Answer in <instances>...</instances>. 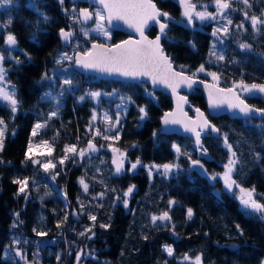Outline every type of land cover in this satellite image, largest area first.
<instances>
[{
  "label": "trees",
  "instance_id": "16d2710c",
  "mask_svg": "<svg viewBox=\"0 0 264 264\" xmlns=\"http://www.w3.org/2000/svg\"><path fill=\"white\" fill-rule=\"evenodd\" d=\"M155 1L172 17L182 18L181 8L175 2ZM192 1L208 4L214 0ZM249 2L251 7L242 0H234L231 12L227 13L233 23L228 35L220 33L219 38L213 35L215 21H206L201 28L169 23L171 40L163 38L162 45L175 67L192 76L203 64L205 71L195 77L211 80L209 73L214 72L223 87L241 80L247 84H264V26L253 31L244 16L245 10L249 15L261 16L264 0ZM35 4L39 12L28 0H13L0 9V25H6L0 27V49L6 44L4 37L13 33L19 49L14 57L21 61L19 64L13 59L4 62L7 78L16 88L21 105L13 118L7 104L0 102V118L7 125L3 151H0V264H24L18 257H5V251H13L14 247L27 254L29 264H76L80 250L90 252V256L81 259V264H195L193 260L197 256L202 257L203 264H260L264 260V221L256 215H247L238 201L223 190L222 183L213 184L208 176L222 171L229 157L221 135L226 133L240 161L239 174L234 173L233 178L244 188L255 186L257 194L264 193V119L208 115L220 134L210 132L202 138L211 155V159L206 160L187 136L161 132L160 119L172 108L168 95L156 91L155 97H148L136 83L100 78L98 83H86L88 87L83 88L81 76L74 71L71 75L76 89L60 97L59 114L49 119L53 104L41 100L48 84L40 78L45 71L50 75L54 69V58L63 46L60 29H68V22L66 11L57 0H37ZM39 13L46 14L49 21L44 23ZM9 19L11 24H7ZM241 22L243 28L238 29L236 25ZM224 25L220 23L219 28ZM157 33L151 28L148 35L155 37ZM119 36V40L124 38L122 33L116 37ZM243 42L251 44L252 50L241 49L239 45ZM212 51L222 54L224 59L210 56ZM25 54H29L31 60ZM180 66H184L183 69ZM88 78L93 80L95 76L90 74ZM89 86L105 92L118 89L123 96L131 98L121 121L119 138L111 140V146L108 140L95 138L91 134L92 127L91 133L88 130L92 125L93 103L77 101ZM241 95L248 103L264 109L261 94ZM188 98L192 105L206 111V100L200 90L189 93ZM139 107H145L148 112L144 121L140 120ZM45 120L47 126L37 135L51 150L46 161L51 160L56 165L49 172L31 159L26 160L33 128L37 122ZM89 141L100 146L101 152L82 160L70 158L69 154V159L62 165L59 163L66 145L82 148ZM173 145H179L181 153L188 155H178ZM107 147L125 152L130 161L176 162L182 170L168 179L155 176L152 181L143 170L135 174L125 170L119 176H107L112 166V152ZM189 156L204 164L207 175L190 167ZM53 175L55 180L51 179ZM24 178H29L27 198L24 193L17 195L19 185L14 183ZM81 178L89 186L87 192L83 190ZM33 180L48 183L52 195L41 199L42 187L35 190ZM131 184L137 186V191L125 208L118 198ZM99 193L104 195L99 197ZM189 208L193 210L191 219L187 216ZM163 212H168L171 220L166 223L158 220L153 224L152 215ZM89 215L95 216V221L90 220ZM13 222L17 227H12ZM237 224L243 229V235L236 228ZM34 228L46 235H37ZM88 229L90 231H86ZM82 232L85 234L81 235ZM14 239H19L20 244L13 245ZM164 245L173 248L172 256L164 251ZM185 256L190 259H184Z\"/></svg>",
  "mask_w": 264,
  "mask_h": 264
},
{
  "label": "snow or ice",
  "instance_id": "6c2138e0",
  "mask_svg": "<svg viewBox=\"0 0 264 264\" xmlns=\"http://www.w3.org/2000/svg\"><path fill=\"white\" fill-rule=\"evenodd\" d=\"M101 8L96 9L95 11H90L88 8L79 9L78 15L73 16V20L79 21L81 24H84L88 21L93 20L95 17V27L90 30L81 29L85 36L89 35V31H95L103 36L109 37L111 36L110 30L106 27V24L111 25L113 20H122L129 27L133 28L137 33H139V39H130L126 41H122L118 44L113 45L112 47H106L104 45L93 43L89 50H86L83 53H78L75 55H69V53L64 52L61 53L60 56L56 59L55 63L57 65H62L65 61H74V63L84 69H95L101 72L107 73H115L124 77L131 78H139V77H150L152 84H163L167 88L171 89L172 93L177 96V108L173 112L164 113L162 120L165 126L168 125H182L183 130L185 132L191 133L194 135V143L197 145L198 149L201 152V155H206L208 153V149L204 147L201 139L202 133H206V131H210L213 133L220 134V129L217 128L214 124H212L208 118L202 113L199 109H196L197 119L191 120L187 117V114L183 111L182 103H187V98L179 96L177 90L181 85H184L188 88H191L194 83H196L195 77L197 73L204 72V65H200L196 72L192 73V76L185 75L183 71L177 72L173 68V63L171 58L165 54L164 48L161 44L162 37L164 39L171 40L168 36V32L171 30L169 28L170 22L179 23V21H174V18L167 11H163L160 9L153 0H97ZM180 4L183 7L182 16L186 18L188 24H191L193 21V16L199 18V20H210L215 19L216 15H220L224 19H226V24L221 27L214 29L213 35L217 36L220 33H223L225 36L229 33V26L232 25V20L228 19L225 13L232 8V4L234 0H214L216 6V13H211L207 11H196V5L192 3V0H179ZM13 3V0H0V6H6ZM60 4L64 3V0H59ZM242 3L248 7H251L249 0H242ZM31 7L36 8V4L33 3L30 5ZM39 12V9L36 8ZM73 13H76V9H72ZM41 19L44 23L49 21V17L44 13H39ZM244 16L247 20L250 21L251 28L253 31H259L262 26H264V12L261 13V16L249 15L248 11H244ZM163 18V19H162ZM12 20L9 19L7 24H11ZM150 24H155L158 26L159 32L155 36L154 39H150L145 35V29L150 26ZM0 27H6V25H0ZM39 27V22H37V28ZM238 29L243 28V22L241 24L236 25ZM246 30V29H245ZM35 35V34H34ZM61 38L68 42L73 37V31L64 29H60ZM6 45L10 48H15L17 46L18 41L16 36L9 32L6 36L5 40ZM192 47L195 48V44H192ZM215 47V45H213ZM239 47L243 50H252V45L243 42L240 43ZM28 60H31V56L29 54H25ZM210 56H215L217 60H223L224 56L217 55L215 51L210 52ZM6 57L3 52H0V100L6 102L7 106L11 109V112L14 114L19 110L21 105V101L17 98L15 88L12 87L9 90L6 85L9 83L6 77V69L3 66ZM15 59L17 64L21 63L18 58ZM183 69L184 66H180ZM63 71V70H62ZM212 76L213 81L216 83L207 85L208 87V99L209 105L212 108H220L222 106H227L228 109L236 110L238 113L242 114L245 118L251 117L253 113H259L264 116V109L257 108L253 105L248 104L245 99L241 98L240 94L236 91L237 88L240 89L241 92L248 93L250 96H254L256 94H264V84H247L243 80L240 82H233V87L229 89H221L217 86L219 77L216 73H209ZM57 78V73L54 71L50 76L47 71H45L41 76V81H49L51 84L55 83ZM65 86H68L65 88ZM61 91L57 95H53V92L49 90L45 92L41 96V100L51 99L54 100L57 104H59V98L64 95L65 91L71 90L73 87L72 79L65 78L62 80V83L59 85ZM116 90H113V93H101L100 91H89L85 93V96H90L94 99H98L102 94L103 95H113ZM149 95H153L149 93ZM85 96L79 97L82 101L85 99ZM121 100L124 101L125 98L121 97ZM128 101L131 100L130 97L127 98ZM139 111L141 113L140 119L143 120L148 116V112L145 107H139ZM58 109L56 111H50L48 118L57 116ZM93 121L96 119L95 114L92 117ZM105 122H108L110 127L115 128L120 123L119 114L116 115L115 121L105 113L104 115ZM47 126V120L43 123L37 122L33 128L32 135L35 136L37 134V130ZM7 125L5 121L0 118V151H3L4 147V138L6 133ZM91 131V126L89 127ZM95 135L102 136L103 134L99 129L95 130ZM156 135V132H153V136ZM223 136L224 146L229 150V158L226 164H224L225 171L222 174L209 175V179L215 181L218 176H222L223 183L225 186V190L229 193L235 195L234 189L238 190L240 195L237 197L242 209L249 216L256 215L261 221H264V193L257 194L255 186L251 188H244L241 184L233 178V174L237 175V165L240 163L239 157L237 153L233 150L232 144L228 142V135L226 133L221 134ZM94 138V137H93ZM104 139L119 137H109L103 136ZM47 144V142H44ZM173 148L177 152V154L188 155L187 153H181V147L179 145H173ZM32 144H29V152H31ZM99 149L97 146L92 143V141L88 142L86 149H77L76 145H66L64 149V157L59 161L62 165L65 160L69 159V154L73 156H78L80 159H83L86 153L96 152ZM113 153H116L113 164H115V171L117 173L123 170V163L125 154L119 152L118 149L113 148ZM48 155H51V150H49ZM32 159L31 156L26 154V160ZM191 160V157L189 156ZM2 162V161H0ZM34 164H40L45 172H49L51 169L56 167L55 164L48 160L46 162H42L38 159L32 160ZM140 160L137 159L135 163L131 164L132 169H136V167L140 164ZM191 164L193 166H198L201 170H203V165L200 160H191ZM149 168V172L151 173L152 168L163 169L162 175H167L171 173L174 169L179 170L180 165L178 164H164V165H152L146 166ZM205 174L206 170H205ZM58 175V173H57ZM52 180H55V175L51 177ZM14 183L19 185V189L17 195L24 193L27 198V187L29 184V178L17 179ZM80 183L83 186V190L85 192L88 191V184L85 182L83 178L80 179ZM135 185L130 186L126 192H124V205L128 206V200L126 199L134 190ZM66 195V193H65ZM104 193H99L98 196L102 197ZM219 195V193H218ZM260 196L261 200H258L256 197ZM170 204L175 203V201H169ZM84 205L81 204V208ZM19 216V213L15 214ZM187 216L189 219L193 216V210L191 208L187 209ZM67 220V215L64 217ZM89 219L95 221L96 217L89 215ZM170 221L171 217L168 212H163L160 215H152L151 221L153 224L156 221ZM22 223V221H21ZM13 228L17 227L16 222H13ZM101 227H108V225H101ZM174 227V225H173ZM236 228L239 230L240 234L243 235V229L240 228V225H236ZM37 235H46L44 232H38L35 228L33 229ZM90 231V229L86 230ZM84 235L85 233H80ZM94 235V233H93ZM91 238V237H89ZM20 240L14 239L13 245H19ZM164 251L169 255H173V248L169 245H164ZM12 246H9L11 249ZM5 257L11 256L12 258L18 257L20 260L26 261V254L20 249L16 247L14 251H5ZM80 255H77V264H79ZM59 259V257H57ZM184 259H190L185 256ZM195 264H203V260L201 256L195 257ZM260 264H264V260L260 262Z\"/></svg>",
  "mask_w": 264,
  "mask_h": 264
},
{
  "label": "rangeland",
  "instance_id": "374dc122",
  "mask_svg": "<svg viewBox=\"0 0 264 264\" xmlns=\"http://www.w3.org/2000/svg\"><path fill=\"white\" fill-rule=\"evenodd\" d=\"M37 0H28V4L29 5H31V4H33V3H35ZM197 4V5H196ZM195 5L196 6H199V10L196 8V11H207V12H211V13H216V6H215V3H214V1H212V2H210V3H208V4H205V3H196ZM1 7L2 6H0V9H1ZM76 10H77V8H75ZM229 12H231V9H229L226 13H225V15L227 16V18H228V14L227 13H229ZM66 13H68L69 15H70V17H71V19H70V22L72 23V25H73V27L74 28H77L76 29V31L75 32H73V34H74V36L76 37L77 35L80 37V41L79 42H77L75 45H73V47H72V50H69L67 47H64V46H62V50L57 54V56L54 58V65H55V67H54V69L53 70H51V74H50V76L52 75V73L55 71L56 73H57V78H56V80H55V83L54 84H51L49 81H42L43 83H46V84H48L47 85V91L46 92H48L49 90H51L52 92H53V95L55 96V95H57L60 91H61V89H60V87H59V85L62 83V80L63 79H65V78H69V79H72V81H73V78H72V75H71V73H73V70L72 69H70L68 66H70V67H72L71 65H72V63H73V61H65L62 65H59L58 67H57V64L55 63V61H56V59L60 56V54L61 53H64V52H67V53H69V55H74L75 54V52L76 51H86V49H87V41H91V40H97V39H100V40H103L104 42H106V43H109V41H110V38L109 37H106V36H103L102 34H99V33H97V32H95V31H89V35L88 36H85L84 34H83V32H82V30L81 29H85V30H90V29H93L94 27H95V21H93V23L90 25V26H88V27H85V28H83L84 26L82 25V24H80V22L79 21H76V20H73V16L74 15H78V11H76V13H73V11H69V12H66ZM71 14H73V16H71ZM229 19V18H228ZM95 20V19H94ZM206 21H209V22H214L215 21V23H216V26H215V29H217V28H219L220 26V23H223V24H226V19H224L223 17H221L220 15H216V18L215 19H210V20H204V21H201V20H199V18H197V17H195V15L193 16V25H194V27L195 28H201L202 27V24L205 22V24H206ZM7 36V35H6ZM6 36L4 37V40H6ZM215 37H217V38H219V35H217V36H215ZM6 45V44H5ZM8 46V45H7ZM8 49H9V56H5L6 58L7 57H10V58H12V56L14 55V53L15 52H17L18 50V47L17 46H15V48H10L9 46H8ZM68 64H67V63ZM3 66H4V64H3ZM5 67V69H6V66H4ZM7 71H6V77H5V79L9 82L7 85H6V87L9 89V90H11L12 89V87H13V85H12V83L8 80V78H7V75H8V69H6ZM63 70V71H62ZM95 76V78H91V79H93V80H88V79H85V81H83L84 83H98V81L100 80L96 75H94ZM209 77H210V79L213 81V78H212V76L211 75H209ZM41 81V80H40ZM213 82H215V81H213ZM219 82H220V80L218 81V84H219ZM216 83V82H215ZM238 83V82H237ZM77 84V83H76ZM88 84L86 85V87H88ZM75 84H73V87H72V89L71 90H75L76 88H75ZM68 86H65V88H67ZM232 87H233V83H232ZM15 88V87H14ZM237 90L241 93V94H243V95H245V96H250L248 93H244V92H241L240 91V89L239 88H237ZM89 91H100L101 93H104V94H106V93H113V91H108V92H105V91H102V90H98L97 88H94V89H92L90 86H89V88H87L86 90H85V92L84 93H82L81 95H79L78 97H77V101L78 102H84V101H90V102H92L93 103V108H92V110H91V114H92V117H93V115L95 114V116H96V119L93 121V119H92V117H91V122H92V125H91V127H92V133L90 132V130H89V132L91 133V134H93L94 135V137L95 138H98V137H101L102 139H104L103 138V136H109V137H116V136H118L119 137V135H120V126H121V121H122V119H123V117L125 116V114H126V112H127V110H128V108H129V102L130 101H128L127 100V98H128V96H123V94L118 90V89H116V92L113 94V95H111V96H109V95H101L98 99H94V98H92V97H90V96H85V93L86 92H89ZM15 92L17 93V91H16V88H15ZM148 94L147 95H149V91L147 92ZM66 94H68V91H65L64 92V95L63 96H66ZM153 94V93H152ZM256 95H258V94H256ZM263 97H264V94H261ZM81 96H85V99L84 100H80L79 99V97H81ZM151 96H153L154 97V94L153 95H151ZM121 97H124L125 98V100L124 101H122L121 100ZM149 97V96H148ZM46 100H48L49 102H51L53 105H51L50 107H51V111H56L57 109H58V111L60 110V106H61V99L59 98V104H57L54 100H51V99H46ZM0 102L1 103H6V102H4V101H2V100H0ZM105 113H107L111 118H112V120L113 121H115V119H116V115L117 114H119V116H120V123L115 127V128H112V127H110V125H109V123L108 122H105V120H104V115H105ZM59 114V113H58ZM257 119H260V118H257ZM141 120V119H140ZM145 119H143V120H141V121H144ZM96 129H99L100 130V132L103 134L102 136H100V135H95V130ZM40 129H38L37 130V134H38V131H39ZM35 135V136H33V138H32V142H31V144H32V149H31V152H29V156H31L32 157V159L31 160H36V159H38V160H40V161H42V162H46V160L49 158V156H48V152H49V150H48V148L44 145V143H43V141L41 140L42 138H40L39 137V135ZM104 140H106V139H104ZM108 140V145H109V142H111V140H115V138H111V139H107ZM222 140H223V136H222ZM92 143H93V141H92ZM87 145H88V142H87V144H86V146H84V147H82V148H77V149H86L87 148ZM96 145V144H95ZM223 145H224V143H223ZM97 146V148L99 149L98 151H96V152H91V153H86V155H85V157L84 158H89V157H91V156H93L94 154H98V153H100L101 152V150H102V148H100V146H98V145H96ZM109 146H111V145H109ZM193 147H194V145H193ZM225 147V146H224ZM108 149H109V152H112V149L113 148H115V147H107ZM226 148V147H225ZM116 149V148H115ZM195 149V148H194ZM196 150V149H195ZM119 152H122V153H124L125 154V158H124V162H126L125 164H126V166L127 167H125V170L126 171H128L129 173H131V174H135V173H139V172H141L142 170L144 171V173H146L147 175H148V177H149V179H150V181H152L154 178H155V176H158V177H161V178H164V179H168V178H170L171 176H173V175H175L176 173H178L179 171H181L182 169L181 168H179V170H176V169H174L171 173H169V174H167V175H162L161 173L163 172V169H156V168H152V171H151V173L149 172V168L148 167H146V166H152V165H164V164H169V163H163V164H155V163H140L137 167H136V169H132L131 168V164L132 163H135L136 161H130L129 160V158L127 157V155H126V153L125 152H123V151H120L119 150ZM200 155V154H199ZM229 155H230V153H229ZM72 157H75V158H77L78 156H73L72 154H71V157L70 158H72ZM229 158V157H228ZM80 160H82V159H80ZM197 160H199V159H197ZM227 161H228V159H227ZM227 161L224 163V164H226L227 163ZM170 163H173V162H170ZM173 164H177L176 162L175 163H173ZM224 164H223V166H224ZM110 166H111V161H110ZM190 167L192 168V169H197L198 168V166H193L192 164H190ZM225 171V169H224V167H223V170L222 171H220V172H216L215 174H222L223 172ZM107 173V176H112V174H113V168H112V166H111V169L109 168V171H107L106 172ZM205 174V173H204ZM215 174H211V175H215ZM234 175V174H233ZM209 177V176H208ZM213 184H215L216 183V181H220L221 183H222V185H223V190L225 191V192H227L226 190H225V186H224V183H223V178H222V176H218L217 177V179L215 180V181H213V180H210ZM32 183H33V185H34V188H35V190H37L38 188H40V187H42V196H41V199H45V198H47V197H50L52 194H51V191H50V189H49V184L48 183H41L40 181H38V180H33L32 181ZM133 184H131V185H129L127 188H126V190H124V191H122V193L120 194V196H119V203L120 204H122L124 207H125V205H124V203H123V201H124V199H125V197H124V192H126L127 191V189L130 187V186H132ZM137 191V186L135 185V188H134V190H133V192L126 198L127 200H128V206H129V202H130V199L133 197V195H134V193ZM234 192H235V195H233L232 193H229V192H227L229 195H231L233 198H236V200L239 202V200H238V196L240 195V193H239V191L238 190H236V189H234ZM42 197H44V198H42ZM258 200H261V198H260V196L259 195H257V197H256ZM261 202H264V200H261ZM239 205H240V208L242 209V206H241V204H240V202L238 203ZM128 206L127 207H125V208H128ZM243 210V209H242ZM15 248L16 247H14L13 248V251L15 250ZM34 250V249H33ZM25 253V252H24ZM82 253V255H80V260H79V264H81V259L82 258H84V257H88V256H90V252H89V250H80L79 252H78V254H81ZM26 254V253H25ZM23 262H24V264H29L28 263V261H27V254H26V261L25 260H22ZM194 262H195V260H193ZM76 264H77V257H76Z\"/></svg>",
  "mask_w": 264,
  "mask_h": 264
},
{
  "label": "water",
  "instance_id": "95a60500",
  "mask_svg": "<svg viewBox=\"0 0 264 264\" xmlns=\"http://www.w3.org/2000/svg\"><path fill=\"white\" fill-rule=\"evenodd\" d=\"M73 1H77V0H73ZM80 2H86L88 3L89 5H92V6H95V7H99L101 8L102 6L99 5V3L97 2V0H79ZM173 2H175L180 8H181V11L183 12V7L182 5L180 4L179 0H171ZM153 2L155 3V1L153 0ZM157 5V4H156ZM174 18V17H173ZM92 21V20H91ZM91 21H88L86 23H84L85 25H88L91 23ZM174 21H179V23L177 24H180L182 26H185V27H191L192 26V23L191 24H188L186 18H184L182 16V18L180 19H177V18H174ZM170 23H175V22H170ZM109 28L115 30V31H122V32H125L127 34H129L130 36L126 39V40H130V39H139V33H137L133 28L129 27L124 21L122 20H113L111 25H108L106 24ZM151 28H155L157 30V32H159V29H158V26L155 25V24H150V26L148 28L145 29V35L148 36L150 39H154L155 37H150L147 32L151 29ZM62 39V38H61ZM163 39V37H162ZM162 39H161V44H162ZM125 40V41H126ZM63 43L64 44H68V42L64 41L62 39ZM97 43V42H96ZM98 44H101V45H104L106 47H112L113 45L109 46V45H105L103 43H98ZM163 46V45H162ZM165 52V51H164ZM78 53H82V52H77L76 54ZM166 55H168L166 52H165ZM169 56V55H168ZM170 57V56H169ZM173 63V62H172ZM173 68L175 69V71L177 72H180L181 70H178L174 63H173ZM74 69L80 73H91V74H94L96 75L98 78L100 79H103V80H116V81H124V82H132V83H145L146 85H148L151 89H153L154 91H160L166 95H168L170 98H171V101H172V108L168 111H165L164 113L166 112H173L176 110L177 108V96L175 94L172 93L171 89L167 88L166 86H164L163 84H152L151 83V78L150 77H139V78H131V77H124V76H121L119 74H115V73H107V72H101L99 70H95V69H84L78 65H76L74 63ZM185 75H188L190 76L189 74H187L186 72H184ZM201 74V73H200ZM193 79H195L196 83H194L192 85L191 88H188L184 85H181L177 92L179 94V96H182V97H186L187 98V103H182V107H183V111L187 114V117L191 120H196L197 119V113H196V109H199L202 113H204V115L208 118V115L211 116V117H217V116H222V115H228L230 117H233V118H240V119H247L245 118L242 114L238 113L236 110H231V109H228L227 106H222L220 108H212L210 107L209 105V99H208V87L207 85H211V84H214V82L210 81V80H207V79H203V78H198V77H193ZM217 86L221 89H229V88H232L231 86L230 87H223L219 84H217ZM196 90H200L206 100V104H207V108H206V111L202 108H197L195 107L194 105H192L189 101V98H188V94L191 93V92H194ZM237 91V90H236ZM238 92V91H237ZM239 93V92H238ZM241 96V95H240ZM242 98V97H241ZM244 99V98H243ZM246 101V100H245ZM247 102V101H246ZM248 103V102H247ZM250 104V103H248ZM252 105V104H250ZM254 106V105H253ZM258 108V107H257ZM192 112V115L190 114V112ZM163 113V115H164ZM163 117V116H162ZM162 117L160 119V124H161V132L164 133V134H167V135H172V134H177V135H182V136H187L188 138H190L193 142H194V135L191 134V133H188V132H185L183 130V126L182 125H168V126H165L163 124V120H162ZM249 118H260V119H264V116H262L261 114L259 113H253L251 115V117ZM209 120V118H208ZM210 121V120H209ZM211 122V121H210ZM212 123V122H211ZM213 124V123H212ZM210 133V131H206V133H202L201 135V139L206 135ZM213 133V132H211ZM214 134H217V133H214ZM194 144V148L196 150H198L200 156H202L203 158L205 159H211L210 157V153L208 152L206 155H201V152L200 150L198 149L197 145L195 143ZM116 153H113L112 151V160H111V164L114 168V171H113V175L114 176H119L120 174L124 173L125 171V167H126V164L125 162L123 163V170L119 173H117L115 171V164H113V159L115 157ZM203 165V164H202ZM198 172L201 173V174H204L205 173V168H204V165H203V170H201L199 167L197 168ZM162 223H166L167 221H161Z\"/></svg>",
  "mask_w": 264,
  "mask_h": 264
},
{
  "label": "flooded vegetation",
  "instance_id": "af4514ba",
  "mask_svg": "<svg viewBox=\"0 0 264 264\" xmlns=\"http://www.w3.org/2000/svg\"><path fill=\"white\" fill-rule=\"evenodd\" d=\"M58 2H59V0H57ZM155 1V0H154ZM162 1H165V0H162ZM155 3H156V1H155ZM157 4V3H156ZM62 6H63V10H65L66 12H69V11H72V9L73 8H77V11L79 12V9H82V8H88L90 11H95L96 9H98L99 7H95V6H92V5H89L88 3H86V2H80L79 0H77V1H73V0H64V3L63 4H61ZM157 6H158V4H157ZM159 7V6H158ZM160 8V7H159ZM161 9V8H160ZM163 10V9H162ZM164 11V10H163ZM71 16H73V14H71ZM65 18H66V21L68 22L67 23V26H68V29L67 28H62V29H64L65 31H68V30H71V31H73V32H75L76 31V29L77 28H74L73 27V25H72V23L70 22V19H71V17H70V15L68 14V13H66V15H65ZM95 19V17H93V20L91 21V23L90 24H88V25H85V24H82L84 27L83 28H85V27H88V26H90L92 23H93V21H95L94 20ZM81 24V23H80ZM106 27L110 30V32H111V36H110V41H109V43H106V42H104L103 40H100V39H97V40H91V41H87V49L86 50H89L90 48H91V45L93 44V43H103V44H105V45H109V46H111V45H115V44H118V43H120V42H122V41H125L130 35L129 34H127V33H125V32H122V31H115V30H113V29H111V28H109L107 25H106ZM151 30V29H150ZM149 30V31H150ZM148 31V32H149ZM148 32H147V34H148ZM123 34L124 35V38L123 39H121V40H119V38H120V36L119 37H116L117 36V34ZM59 37H60V40H61V43L63 44V46L64 47H67L69 50H72V47H73V45H75L77 42H79L80 41V37L77 35L76 37L74 36V34H73V37H72V39L70 40V41H68V44H64L63 43V41H62V39H61V36H60V34H59ZM151 37V36H150ZM18 51H19V49H17ZM0 52H3L4 53V55L5 56H9V49H8V46L7 45H5L2 49H0ZM77 52H85V51H76L75 52V54L77 53ZM16 53V52H15ZM15 53H14V55L12 56V58H10V57H7L5 60H11V59H13V58H15L14 56H15ZM74 54V55H75ZM13 60H15V59H13ZM5 62V61H4ZM67 63V62H66ZM68 64V63H67ZM72 67H71V69L76 73V74H78V75H80L81 76V80H80V85L83 87V88H85L86 87V83H84L83 81H85V79H88L89 80V78H88V76H90V74L91 73H80V72H78V71H76L75 69H74V61H73V63H72V65H71ZM94 75V74H93ZM101 80H103V79H101ZM104 81H106V80H104ZM114 81H116V80H114ZM108 82H112V81H108ZM124 82V81H123ZM132 83V82H131ZM137 84V83H136ZM139 86H141V88H142V90H143V93H144V95H146V96H149V97H153V96H151V95H147L148 93V91H149V93H153L154 94V97H155V92L156 91H154L153 89H151L150 87L148 88L147 86L148 85H146L145 83H139L138 84ZM154 91V92H153Z\"/></svg>",
  "mask_w": 264,
  "mask_h": 264
},
{
  "label": "bare ground",
  "instance_id": "6f19581e",
  "mask_svg": "<svg viewBox=\"0 0 264 264\" xmlns=\"http://www.w3.org/2000/svg\"><path fill=\"white\" fill-rule=\"evenodd\" d=\"M192 27V26H191ZM154 92V91H153ZM126 163V162H125ZM127 167V166H126ZM236 199V198H235ZM239 203V202H238ZM240 206V205H239Z\"/></svg>",
  "mask_w": 264,
  "mask_h": 264
}]
</instances>
